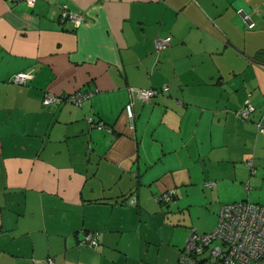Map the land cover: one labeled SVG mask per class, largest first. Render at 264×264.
<instances>
[{"label":"crops","instance_id":"0c3cea01","mask_svg":"<svg viewBox=\"0 0 264 264\" xmlns=\"http://www.w3.org/2000/svg\"><path fill=\"white\" fill-rule=\"evenodd\" d=\"M77 90L81 105L42 103ZM258 121L264 0H0V264H177L188 228L211 230L222 204H264Z\"/></svg>","mask_w":264,"mask_h":264},{"label":"built area","instance_id":"2783aa9c","mask_svg":"<svg viewBox=\"0 0 264 264\" xmlns=\"http://www.w3.org/2000/svg\"><path fill=\"white\" fill-rule=\"evenodd\" d=\"M21 1V0H12ZM28 4H33L35 0H23ZM244 21L249 28L254 26L250 15L243 9L239 10ZM61 18H68L75 24L79 23V16L68 10L65 5L60 9ZM171 36L165 35L156 38L155 49L161 51L170 45ZM31 77L30 72L20 71L16 73L12 80L17 83H25ZM130 96L136 95L144 101H148L156 95L157 91L153 88H142L131 86L128 88ZM90 92L80 90L56 95L47 92L44 94L42 103L48 104L65 99L76 105L89 97ZM124 109L130 125L134 118L132 100H128ZM254 111V105L246 100L245 103L236 111V114L246 120ZM87 121L98 129L107 128L99 119L86 117ZM258 132L264 133V124L257 122ZM251 164V160H248ZM174 189L160 194L157 198L166 202L171 199ZM134 201V200H132ZM82 242L88 246L96 244V237L92 233H85ZM45 264H55L52 257H47ZM177 264H264V204L251 203L248 201H236L222 204L219 209L216 225L207 232H198L191 228L184 246L179 253Z\"/></svg>","mask_w":264,"mask_h":264},{"label":"rangeland","instance_id":"374dc122","mask_svg":"<svg viewBox=\"0 0 264 264\" xmlns=\"http://www.w3.org/2000/svg\"><path fill=\"white\" fill-rule=\"evenodd\" d=\"M173 197V196H172ZM172 199V198H171ZM170 199V200H171ZM170 200H168V201H170ZM168 201H166V202H168ZM169 206H172V204H171V201H170V203H169ZM190 212H191V216H192V218H193V220L195 221V223H196V220H197V214H196V212H198V209H200L199 208V206H197V205H192V206H190ZM178 210L179 209H175V208H171V215H177V212H178ZM208 210H209V212H211V211H213V212H215V214H216V216H217V212L214 210V208L212 207V206H210L209 208H208ZM177 211V212H176ZM184 214H185V211H184ZM170 215V214H169ZM210 215H212L210 218L211 219H208V222H211L212 220H213V213L211 212V214ZM216 220H218V218L216 219ZM216 223H217V221H215V225H216ZM214 225V226H215ZM195 226H196V224H195ZM195 226H191V227H189L188 228V232H187V235H186V238H185V241H186V239H187V237H188V235H189V232H190V230H191V228H195ZM196 229V228H195ZM212 229V228H211ZM197 230V229H196ZM198 231V230H197ZM198 232H200V231H198ZM200 233H202V232H200Z\"/></svg>","mask_w":264,"mask_h":264},{"label":"trees","instance_id":"16d2710c","mask_svg":"<svg viewBox=\"0 0 264 264\" xmlns=\"http://www.w3.org/2000/svg\"><path fill=\"white\" fill-rule=\"evenodd\" d=\"M60 9H61V8H60ZM59 18H60V20H65V19H68V18H64V19H63V18H61V16H60V11H59ZM26 72H28V71H26ZM17 73H18V72H17ZM14 75H15V74H14ZM14 75H13V76H14ZM13 76H12V77H13ZM12 77H11V81H12V82H14V81L12 80ZM26 81H27V80H26ZM15 83H17V82H15ZM25 83H26V82H25ZM25 83H18V84H25ZM157 93H158V92H157ZM157 93H156V94H157ZM154 96H155V95H154ZM151 98H152V97H151ZM127 118H128V117H127ZM129 126H131V127H133V126H134V118H133L132 125H130V123H129ZM168 190H169V189H167V190H166V191H164V192L166 193V192H168ZM164 192H162V193H164ZM162 193H161V194H162ZM158 195H160V194H158ZM234 202H236V201H234ZM165 203H166V202H165ZM181 250H182V249H181ZM178 256H179V255H178ZM177 263H178V261H177Z\"/></svg>","mask_w":264,"mask_h":264}]
</instances>
